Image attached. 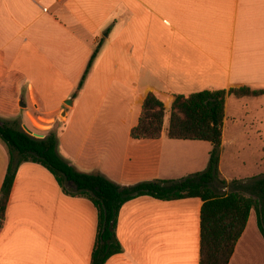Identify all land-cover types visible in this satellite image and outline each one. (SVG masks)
I'll return each instance as SVG.
<instances>
[{
	"label": "crops",
	"instance_id": "obj_1",
	"mask_svg": "<svg viewBox=\"0 0 264 264\" xmlns=\"http://www.w3.org/2000/svg\"><path fill=\"white\" fill-rule=\"evenodd\" d=\"M244 86L264 89V0H0V119L86 129L74 135L77 150L62 154L79 172L123 186L197 173L205 142L168 138L169 118L160 139L131 137L145 99L153 93L169 107L176 95ZM233 99L264 95H228L221 151ZM28 112L37 113L34 122ZM8 165L0 140V191ZM202 205L200 198L127 202L116 230L123 252L106 264H200ZM250 219L230 264L247 254ZM1 223L0 264H91L95 206L65 194L40 164L19 167Z\"/></svg>",
	"mask_w": 264,
	"mask_h": 264
},
{
	"label": "trees",
	"instance_id": "obj_2",
	"mask_svg": "<svg viewBox=\"0 0 264 264\" xmlns=\"http://www.w3.org/2000/svg\"><path fill=\"white\" fill-rule=\"evenodd\" d=\"M102 46L101 43L94 50L78 90L83 87ZM228 95L259 97L264 95V89L247 86L230 90L206 89L176 95L171 103L168 138L211 143L213 148L205 171L179 179H155L129 186L120 185L103 174L77 171L60 154L55 130L44 139H36L19 126L17 119L12 123L0 119V140L9 153V165L0 191V220L3 223L5 219L19 167L28 162L36 163L54 175L65 194L86 198L95 206L98 225L91 264H106L112 256L123 252L116 233L120 210L127 202L143 196L164 201L200 198L203 202L200 264H230L253 211L264 238V175L235 179L231 183L222 177L220 160ZM165 115L164 102L150 93L142 106L138 125L131 130V137L135 140L160 139ZM226 188L228 191L223 192Z\"/></svg>",
	"mask_w": 264,
	"mask_h": 264
},
{
	"label": "rangeland",
	"instance_id": "obj_3",
	"mask_svg": "<svg viewBox=\"0 0 264 264\" xmlns=\"http://www.w3.org/2000/svg\"><path fill=\"white\" fill-rule=\"evenodd\" d=\"M233 101H237L233 99ZM234 105L230 102L228 125L225 131L226 143L221 151L220 171L222 177L227 179L228 183L233 180L250 179L264 175V100L254 99L251 102L246 100L237 101ZM69 106V105H68ZM166 115L170 117L171 105H165ZM37 115V113H34ZM28 112L27 119L35 121L36 116ZM44 116V115H42ZM105 118L106 112L102 114ZM237 118L234 122L232 118ZM26 119V120H27ZM64 121V116L61 119ZM50 124L47 120L39 119V122L33 123L34 128L29 127L28 122L20 123L24 131L36 139H44L48 134L55 130L58 133V150L62 154L73 153L79 147V141L74 135L82 136L86 129H78L74 134L66 129L62 123L48 130L46 125ZM205 151L201 150L199 155L204 158V164L199 165L198 172H203L208 168L209 157L206 150L212 149V144L205 142L203 144ZM63 152V153H62ZM179 179V178H177ZM227 192L228 189H223ZM256 215L250 219L249 230L242 247L247 254L243 257L242 264H257L264 258V239L261 236L257 224Z\"/></svg>",
	"mask_w": 264,
	"mask_h": 264
},
{
	"label": "water",
	"instance_id": "obj_4",
	"mask_svg": "<svg viewBox=\"0 0 264 264\" xmlns=\"http://www.w3.org/2000/svg\"><path fill=\"white\" fill-rule=\"evenodd\" d=\"M67 104H68V105H72V100H68V101H67ZM70 184L72 185V183H70Z\"/></svg>",
	"mask_w": 264,
	"mask_h": 264
}]
</instances>
